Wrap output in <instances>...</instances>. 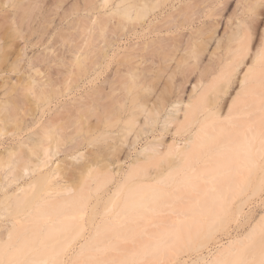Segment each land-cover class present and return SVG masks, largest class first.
Wrapping results in <instances>:
<instances>
[{"label":"bare ground","instance_id":"6f19581e","mask_svg":"<svg viewBox=\"0 0 264 264\" xmlns=\"http://www.w3.org/2000/svg\"><path fill=\"white\" fill-rule=\"evenodd\" d=\"M224 2L0 0V264H264V0Z\"/></svg>","mask_w":264,"mask_h":264},{"label":"rangeland","instance_id":"374dc122","mask_svg":"<svg viewBox=\"0 0 264 264\" xmlns=\"http://www.w3.org/2000/svg\"><path fill=\"white\" fill-rule=\"evenodd\" d=\"M252 0H248V3L251 2ZM247 0H225V2L221 5V7H217L218 10L215 9V14L216 16L212 17L211 19L213 20H219V24L217 25V31H216V35L220 36L223 31L227 28L228 24H229V19L231 17H235V13H239L240 6L242 5H246ZM85 39H87L85 37ZM65 53L68 52L66 50H63ZM61 51L60 53L63 54ZM69 54H71V52H68ZM66 57L67 55L64 54ZM69 57V56H68ZM67 57V58H68ZM2 82V80H0V83ZM77 85H73V87L68 90L66 93H68L66 96L62 97V100H67L75 95H78L81 91L82 88L81 87H76ZM64 156V154H60L59 157ZM106 193V192H105ZM103 193V194H105ZM103 194L101 196H103ZM93 201V199L91 200ZM5 220L4 216L0 215V223H3ZM210 249V248H209ZM214 250V249H212ZM206 253V252H205ZM48 263V262H45ZM45 263H41V264H45Z\"/></svg>","mask_w":264,"mask_h":264}]
</instances>
